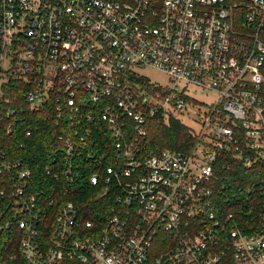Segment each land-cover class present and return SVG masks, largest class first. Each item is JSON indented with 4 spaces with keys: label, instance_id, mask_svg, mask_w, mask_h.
<instances>
[{
    "label": "built area",
    "instance_id": "2783aa9c",
    "mask_svg": "<svg viewBox=\"0 0 264 264\" xmlns=\"http://www.w3.org/2000/svg\"><path fill=\"white\" fill-rule=\"evenodd\" d=\"M13 91L34 111L51 103L63 132L47 178L72 187L84 156L111 157L89 177L111 198L104 220L34 190L6 148ZM161 117L191 131L186 151L144 147ZM229 162L261 176L255 212L215 193ZM0 187V264L11 233L27 264H264V0H0Z\"/></svg>",
    "mask_w": 264,
    "mask_h": 264
},
{
    "label": "trees",
    "instance_id": "16d2710c",
    "mask_svg": "<svg viewBox=\"0 0 264 264\" xmlns=\"http://www.w3.org/2000/svg\"><path fill=\"white\" fill-rule=\"evenodd\" d=\"M15 95L17 94L13 91L10 97ZM16 97H18V101L11 102L6 107L7 109H17L18 116L15 134L8 139L6 148L12 157L22 159L24 165L33 170V182L38 184V186H34V190H38L42 186L48 197L62 202L75 203L85 220H92L97 223L101 219L104 220L108 215L105 211L107 206L111 205V198H99V188L91 187L89 177L98 167L104 168L109 165L111 157L109 155L103 158L99 157L101 159L95 161L84 156L82 158V168L86 173L85 177H82L72 187L64 183L63 179L57 183L53 178H47L44 168L49 164L50 157L56 150L54 145L57 136L63 134V132L61 128L55 126L51 103L45 109L34 111L19 99L18 95ZM28 131H31L29 137L26 136ZM192 139L193 134L191 131L179 120L171 118L169 121H165L161 117L149 122L148 137L143 145L146 149L159 146L161 149L186 151ZM96 140V149L101 151V148H104L105 141L98 139V137ZM260 184L261 176L257 175L255 171L249 172L241 164L229 162L227 167L219 168L214 190L216 194L230 199L231 205L229 208H240L244 211L255 212L252 206L248 204L249 199L253 200V197L248 196L247 191L249 188L256 190ZM254 202L252 205L259 210V203ZM9 238H11V242ZM9 238L6 239L7 243L3 248V260H8L6 261L7 264H27L23 259L21 249L17 246L19 244L18 238L13 233L9 235ZM11 257H13L12 261Z\"/></svg>",
    "mask_w": 264,
    "mask_h": 264
},
{
    "label": "rangeland",
    "instance_id": "374dc122",
    "mask_svg": "<svg viewBox=\"0 0 264 264\" xmlns=\"http://www.w3.org/2000/svg\"><path fill=\"white\" fill-rule=\"evenodd\" d=\"M138 73L143 78L149 80L151 83L160 85L162 87H171L172 82L170 77L163 71L153 69V68H141L138 70ZM195 98L202 101L206 105L212 104L215 101V94H206L205 92L194 90L192 91ZM191 125H195L194 122L190 121ZM9 238V236H8ZM13 239V238H12ZM9 241L11 242V238H9ZM17 245V244H16ZM19 246V245H17ZM4 252V250H3ZM8 261V260H5Z\"/></svg>",
    "mask_w": 264,
    "mask_h": 264
}]
</instances>
